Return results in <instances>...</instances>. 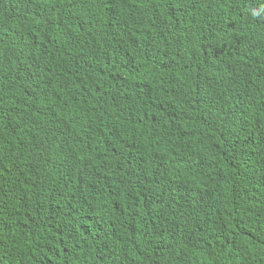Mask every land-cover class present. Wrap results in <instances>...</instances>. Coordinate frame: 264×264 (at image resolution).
Returning <instances> with one entry per match:
<instances>
[{"label":"trees","instance_id":"trees-1","mask_svg":"<svg viewBox=\"0 0 264 264\" xmlns=\"http://www.w3.org/2000/svg\"><path fill=\"white\" fill-rule=\"evenodd\" d=\"M264 0H0V264H264Z\"/></svg>","mask_w":264,"mask_h":264},{"label":"clouds","instance_id":"clouds-1","mask_svg":"<svg viewBox=\"0 0 264 264\" xmlns=\"http://www.w3.org/2000/svg\"><path fill=\"white\" fill-rule=\"evenodd\" d=\"M248 12L253 19L260 20L264 18V7L249 8Z\"/></svg>","mask_w":264,"mask_h":264}]
</instances>
